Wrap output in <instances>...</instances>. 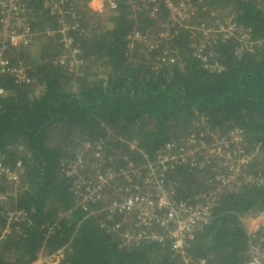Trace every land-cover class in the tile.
Returning a JSON list of instances; mask_svg holds the SVG:
<instances>
[{
	"label": "trees",
	"instance_id": "16d2710c",
	"mask_svg": "<svg viewBox=\"0 0 264 264\" xmlns=\"http://www.w3.org/2000/svg\"><path fill=\"white\" fill-rule=\"evenodd\" d=\"M28 1L36 32L58 25L44 12L43 0ZM109 1L116 8L106 4L102 14L89 11L90 0L79 1L80 27L69 32L81 50L78 72L54 64L64 51L58 39L39 36L12 59L29 67L31 84L0 76V163L10 170L22 164L16 192L0 177V264H32L40 254L60 250L59 264H183L169 239L124 246L121 233L129 226L120 216L102 227L105 214L89 216L78 206L73 180L62 164L81 143L105 142V165L126 168L129 162L144 163V155L153 160L203 117L224 134L241 129L248 148L260 150L262 159H255L252 169H263L264 176V0H202L199 5L191 24L231 22L260 44L239 54L233 39L207 45L201 55H212L221 72L207 69L190 47L195 39L187 29L190 22L158 51L129 55L127 36L135 28L157 32L150 16L155 5L151 0ZM160 6L159 19L166 20L169 13ZM163 50L176 61L156 60ZM210 174L182 165L167 176L177 184V198L186 201L207 188ZM14 210L25 218L9 223ZM252 212H264V183L225 191L187 253L207 264H243L248 238L240 218ZM116 224L120 227L113 229Z\"/></svg>",
	"mask_w": 264,
	"mask_h": 264
},
{
	"label": "built area",
	"instance_id": "2783aa9c",
	"mask_svg": "<svg viewBox=\"0 0 264 264\" xmlns=\"http://www.w3.org/2000/svg\"><path fill=\"white\" fill-rule=\"evenodd\" d=\"M79 1L43 0L44 12L54 18L58 25H45L41 32H36L32 25L35 19L31 16L28 0H0V76L10 77L17 85L31 84L29 67L22 62L15 65L12 59L17 49L29 47L39 36L58 39L64 51L54 57V64L76 72L82 63L78 56L81 50L74 44L69 32L80 27ZM103 1L110 9L116 8L114 2ZM151 2L155 7L150 16L156 20L157 32H142L135 28L127 36L128 49L136 44L140 47L139 53L151 54L172 41L183 23L193 22L192 19L197 17L202 0ZM160 3H163L169 13L166 20L159 19ZM191 22L187 29L192 32V37L198 35L202 41L211 42L209 46L220 41L219 39L243 42L249 47L247 51H252L255 45L260 46L259 43L251 41L249 30L234 23L222 24L218 21L214 25H208L203 22L197 26ZM223 27H232L235 29L233 32H238L239 35H221ZM214 36L218 38L214 40ZM193 41L190 47L195 48L197 55L203 58L205 67L210 71L221 72L223 66L215 58L211 60L212 55H201L206 46L198 50ZM241 52L245 50L237 49V54ZM161 53L162 55H156V60H168L169 64L176 61L173 53L167 50ZM162 56H167V59ZM2 94L3 89L0 88V95ZM205 119L197 118L188 132L185 131L177 140L167 142L153 160L144 155V163L134 165L129 162L126 168L116 169L105 165V142L79 144L73 150V157L66 164H62L65 174L73 180L78 206L89 216L105 214V220L100 219L102 227H107L105 221L113 222L116 216H120L129 226V229L121 233V244L124 246L143 239L163 241L167 238L171 242L172 250L182 257L183 264H207L205 259L196 260L187 253L190 243L212 220L214 209L219 206L225 191L237 192L244 187L259 186L264 183V176L261 172L263 169H252L260 150H249L241 129L235 127L224 134L219 129H214ZM131 148L135 149V144ZM21 165L19 162L16 165L18 170H10L0 163V177L6 178L14 192L20 186ZM182 165L189 170L211 172L206 180L207 188L186 201L177 198V184L167 176ZM117 182H120L119 185ZM110 191L115 197L108 201L105 195ZM25 215L23 211L14 210L9 213L8 222L23 220ZM240 220L245 226L248 238L247 258L243 264H264V212H252ZM119 227L116 224L113 229ZM7 231L8 227L5 232Z\"/></svg>",
	"mask_w": 264,
	"mask_h": 264
},
{
	"label": "rangeland",
	"instance_id": "374dc122",
	"mask_svg": "<svg viewBox=\"0 0 264 264\" xmlns=\"http://www.w3.org/2000/svg\"><path fill=\"white\" fill-rule=\"evenodd\" d=\"M102 2V3H100L99 4V2ZM93 2H95L93 5H92V11L93 12H97V13H99V14H102L103 12H105V10H106V3H105V1H103V0H94ZM218 21H220L219 19H217V20H215V22H218ZM96 20H92V22H91V24L92 25H94V26H96ZM224 31L222 32V34L221 35H227L228 33H229V35H231V34H233L235 37H236V35H239V33L238 32H233L235 29L234 28H232V27H229L228 29L227 28H225V27H223L222 28ZM219 36V35H218ZM218 36H214L213 37V39L214 40H216L217 38H218ZM195 39H194V44H195V47L198 49V50H200V49H202V48H205V46H207V44L208 45H210L211 44V42H209V43H206V42H204V41H202L201 40V38L197 35L196 37H194ZM238 45L236 46V48L237 49H240L241 51L244 49L245 50V52H249V51H247V49H249V47H246L245 46V43H243V42H238L237 43ZM240 45H241V47H240ZM139 51H140V49H139ZM139 51H138V49H137V45L135 44L132 48H129V51H128V54L129 55H133V54H138L139 53ZM202 52V51H201ZM59 55V54H58ZM57 55V56H58ZM249 150H250V148H249ZM261 158V155H259L258 157H257V159H260ZM262 159V158H261ZM118 183V185H119V183L120 182H117ZM116 183V184H117ZM114 197H115V194H113L111 191L110 192H108L106 195H105V199L106 200H111V199H114ZM2 198H5V197H2ZM8 227V226H7ZM62 254H63V250H60V251H58L57 253H55V254H50V255H48V254H45V253H42V254H40L39 255V257H38V259L36 260V261H34L32 264H59L60 263V261H61V258H62Z\"/></svg>",
	"mask_w": 264,
	"mask_h": 264
},
{
	"label": "crops",
	"instance_id": "0c3cea01",
	"mask_svg": "<svg viewBox=\"0 0 264 264\" xmlns=\"http://www.w3.org/2000/svg\"><path fill=\"white\" fill-rule=\"evenodd\" d=\"M94 0H90L89 4H88V8H89V11L92 9V5L95 3L93 2ZM101 3V1L99 2V4Z\"/></svg>",
	"mask_w": 264,
	"mask_h": 264
},
{
	"label": "bare ground",
	"instance_id": "6f19581e",
	"mask_svg": "<svg viewBox=\"0 0 264 264\" xmlns=\"http://www.w3.org/2000/svg\"><path fill=\"white\" fill-rule=\"evenodd\" d=\"M102 3V2H101ZM196 260H201V259H196ZM204 260V259H203Z\"/></svg>",
	"mask_w": 264,
	"mask_h": 264
}]
</instances>
